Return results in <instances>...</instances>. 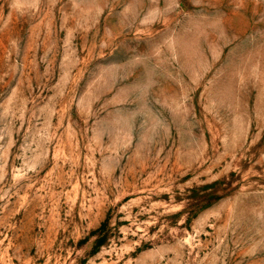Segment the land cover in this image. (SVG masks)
<instances>
[{
  "label": "rangeland",
  "instance_id": "1",
  "mask_svg": "<svg viewBox=\"0 0 264 264\" xmlns=\"http://www.w3.org/2000/svg\"><path fill=\"white\" fill-rule=\"evenodd\" d=\"M0 264H264V0H0Z\"/></svg>",
  "mask_w": 264,
  "mask_h": 264
}]
</instances>
